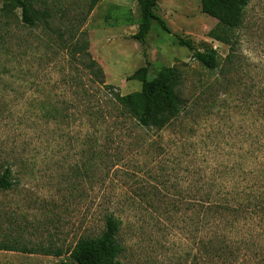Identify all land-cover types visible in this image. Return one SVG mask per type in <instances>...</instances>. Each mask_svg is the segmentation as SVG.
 Returning <instances> with one entry per match:
<instances>
[{
	"label": "rangeland",
	"instance_id": "374dc122",
	"mask_svg": "<svg viewBox=\"0 0 264 264\" xmlns=\"http://www.w3.org/2000/svg\"><path fill=\"white\" fill-rule=\"evenodd\" d=\"M91 1L37 0V8L54 14L49 28L17 26L20 9L0 17V153L17 163L20 178L15 188L0 191V242L18 248L0 250V264H78L67 253L21 250H67L83 235L100 234L109 210L125 220L126 264H195L197 207L186 210L191 198L185 188L191 170L239 152L255 132L251 110L264 91V0H250L234 33L241 68L228 75L227 89L219 83L223 75L193 59L175 37L199 48L210 45L222 60L228 54V45L209 37L217 19L202 11V0H158L155 11L172 33L154 21L144 44L132 37L138 29V0H99L90 11ZM5 17L12 21L8 26L1 23ZM72 22L74 32H88L90 51L105 71L103 86L83 74L101 102L113 90H140L141 81L127 78L146 64L149 79L164 66H176L192 111L142 140L137 132L118 136V129L108 125L111 118L102 132L93 133L85 104L77 109L75 88L62 81L69 64L60 39L70 38ZM55 102L71 108V118L48 120ZM153 185L160 195L152 194ZM261 241L262 249L258 254L250 250L246 264H264V235Z\"/></svg>",
	"mask_w": 264,
	"mask_h": 264
},
{
	"label": "trees",
	"instance_id": "16d2710c",
	"mask_svg": "<svg viewBox=\"0 0 264 264\" xmlns=\"http://www.w3.org/2000/svg\"><path fill=\"white\" fill-rule=\"evenodd\" d=\"M158 0H138V29L132 37L144 44L154 21L166 32L172 33L165 20L156 13ZM0 17L16 9L21 10L16 20L17 26L36 28L40 24L49 28L54 17L52 10L36 7L37 0H1ZM99 2L92 0L90 11ZM250 0H202V11L215 19L217 24L209 32V37L229 46V52L222 60L216 48L205 45L197 47L191 40L175 34L179 45L192 51V58L211 71H219L223 79L220 85L227 89L231 81L228 76L241 68V59L236 49L235 31L243 25L244 14ZM57 9H54V11ZM3 26L12 21L5 17ZM73 23L68 29L70 38H61L66 50L69 70L62 81L67 83L79 102L76 108L85 104V118L91 125L93 133L102 132L109 118L108 125L118 129L120 136L135 134L140 140L150 132L161 133L165 129L182 122L192 111L186 97L182 95V75L176 66L160 68L156 77L149 79L148 64L138 68L128 80H139L142 87L138 91L121 94L111 91L112 96L101 102V98L83 81V74L89 75L90 81L100 86L105 85V71L90 51V41L86 30L73 31ZM58 34L62 35L59 29ZM107 88H113L108 85ZM252 91L249 95H252ZM259 102L252 115L256 117L254 133L250 140L237 153L228 154L218 164L208 163L191 170L186 192L191 198L185 205L186 210L196 209L200 233L198 257L195 264H246L249 251L258 254L262 249L261 238L264 235V91L259 93ZM101 103H103L101 105ZM106 105L107 108H104ZM48 120L71 118V108L61 107L55 102L48 109ZM129 120V123L127 121ZM261 123H257V122ZM107 132H111L107 127ZM137 129V131H135ZM104 132V131H103ZM143 132V133H142ZM2 150V149H0ZM1 152V151H0ZM91 152L96 156L97 148L93 143ZM218 158H214L216 160ZM17 163L8 160L0 153V191L15 188L19 182V172L14 169ZM194 168V167H193ZM194 179V180H193ZM153 195H160L157 185L152 186ZM184 189L179 191L182 195ZM196 197V200H192ZM120 205V204H119ZM194 217L190 216L192 220ZM104 230L98 235H83L74 246L61 248H41L33 250L23 248L21 251L45 255L62 256L67 253L78 264H126L122 256L126 250L121 236L124 218L109 210L104 217ZM193 222V220H192ZM0 250H18L15 246L0 242Z\"/></svg>",
	"mask_w": 264,
	"mask_h": 264
}]
</instances>
